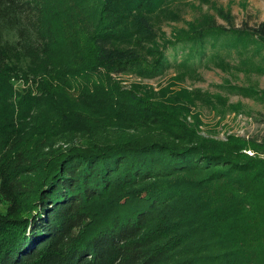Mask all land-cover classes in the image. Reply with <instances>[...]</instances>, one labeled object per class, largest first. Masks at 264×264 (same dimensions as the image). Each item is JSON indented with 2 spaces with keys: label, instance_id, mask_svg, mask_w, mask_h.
<instances>
[{
  "label": "trees",
  "instance_id": "trees-1",
  "mask_svg": "<svg viewBox=\"0 0 264 264\" xmlns=\"http://www.w3.org/2000/svg\"><path fill=\"white\" fill-rule=\"evenodd\" d=\"M177 1L0 0V264H264V135L210 144L176 116L191 107L114 77L163 76L169 47L189 73L264 49V23L227 14L161 40Z\"/></svg>",
  "mask_w": 264,
  "mask_h": 264
},
{
  "label": "rangeland",
  "instance_id": "rangeland-1",
  "mask_svg": "<svg viewBox=\"0 0 264 264\" xmlns=\"http://www.w3.org/2000/svg\"><path fill=\"white\" fill-rule=\"evenodd\" d=\"M175 13L178 11L179 20L167 19L157 24L158 35L161 40H174L181 35L193 32L191 27H198L205 19L215 17L217 25L230 28L229 23L223 18L227 14L234 20L236 28L256 29L264 23V0H184L172 5ZM208 53L213 49L208 46ZM223 53L214 62L206 63L195 72L189 73L177 70L174 67L175 60L180 62L182 54L180 50L169 47L167 55L173 67L155 79H142L135 74L114 75L127 90L140 91V94L149 95L156 101L179 100L176 105L191 107V110L176 115L184 120L189 127H195V132L210 144L226 142L229 137L236 136L246 140L261 138L264 135V73L254 71L246 74L247 70H255L256 65L262 63L264 67V49L256 54V49H251L248 54L240 57L232 47L221 48ZM254 57V63L248 57ZM248 86L257 92L256 94L242 97L232 94L229 85ZM21 89V83L15 85ZM226 86L227 91L220 87ZM22 90H25L22 88ZM202 91L212 95L213 106L196 102L195 91ZM224 98L226 104L216 101V97ZM216 98V99H215ZM194 102L193 106L189 105ZM177 102V101H176ZM227 105L229 107L227 108ZM232 105L233 107H230ZM179 106V112H181ZM178 112V111H177ZM133 132V131H132ZM243 158L254 156L251 150L242 151ZM264 159V155H262ZM185 179L193 180L191 175H184ZM5 205L0 204V213L5 211Z\"/></svg>",
  "mask_w": 264,
  "mask_h": 264
}]
</instances>
